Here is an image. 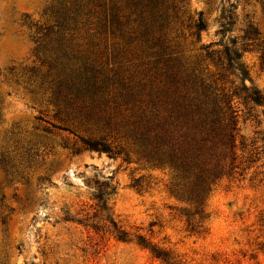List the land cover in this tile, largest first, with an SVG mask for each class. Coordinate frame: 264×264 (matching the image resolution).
Instances as JSON below:
<instances>
[{"label":"rangeland","instance_id":"374dc122","mask_svg":"<svg viewBox=\"0 0 264 264\" xmlns=\"http://www.w3.org/2000/svg\"><path fill=\"white\" fill-rule=\"evenodd\" d=\"M92 1L86 25L60 32L58 0H0V264H264V105L235 98L238 168L203 204L140 153L129 125L170 69L264 95V0ZM60 36L100 70L106 108L58 88ZM208 45L237 49L248 77L219 80Z\"/></svg>","mask_w":264,"mask_h":264},{"label":"trees","instance_id":"16d2710c","mask_svg":"<svg viewBox=\"0 0 264 264\" xmlns=\"http://www.w3.org/2000/svg\"><path fill=\"white\" fill-rule=\"evenodd\" d=\"M142 2L147 0L136 3ZM155 3L152 1V5ZM58 4L60 8L55 15L60 32L86 25L94 13L92 0H58ZM195 27L199 33L206 29L202 13ZM51 43L58 88L88 103L93 112L106 108L109 99L104 95L106 81L101 79L100 70L78 63V57L69 52L63 36ZM210 48L208 45L201 49L205 51V60L221 68L219 80L226 79L228 73L248 77L237 49L225 46L223 51H213ZM209 80L194 71L185 80L180 79L170 69L166 87L160 94L149 90L139 104L133 102L136 109L129 124L131 138L140 153L155 164L171 169L180 195L200 204L216 181L238 168L235 150L240 136L235 98L264 105V95L245 83L235 86L231 82L232 89L226 91L224 87L217 89L215 82ZM127 98L128 102L135 99L133 95ZM84 143L91 150L112 152L111 147L99 140H84Z\"/></svg>","mask_w":264,"mask_h":264}]
</instances>
